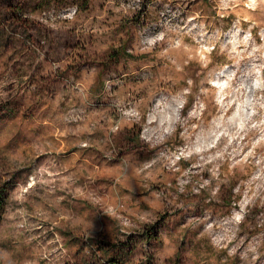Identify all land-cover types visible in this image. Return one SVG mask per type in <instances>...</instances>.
I'll return each mask as SVG.
<instances>
[{"label": "rangeland", "instance_id": "374dc122", "mask_svg": "<svg viewBox=\"0 0 264 264\" xmlns=\"http://www.w3.org/2000/svg\"><path fill=\"white\" fill-rule=\"evenodd\" d=\"M0 264H264V0H0Z\"/></svg>", "mask_w": 264, "mask_h": 264}, {"label": "trees", "instance_id": "16d2710c", "mask_svg": "<svg viewBox=\"0 0 264 264\" xmlns=\"http://www.w3.org/2000/svg\"><path fill=\"white\" fill-rule=\"evenodd\" d=\"M5 197L3 193L0 192V224L3 219V215L5 213V205H4Z\"/></svg>", "mask_w": 264, "mask_h": 264}]
</instances>
